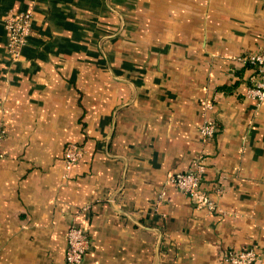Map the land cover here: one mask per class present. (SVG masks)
<instances>
[{
	"label": "crops",
	"instance_id": "0c3cea01",
	"mask_svg": "<svg viewBox=\"0 0 264 264\" xmlns=\"http://www.w3.org/2000/svg\"><path fill=\"white\" fill-rule=\"evenodd\" d=\"M9 9L34 15L19 57ZM263 44L264 0H0V264H66L72 221L84 264H232L251 247L264 264V102L246 95ZM69 141L85 153L64 180ZM198 157L220 210L174 187L159 201Z\"/></svg>",
	"mask_w": 264,
	"mask_h": 264
},
{
	"label": "built area",
	"instance_id": "2783aa9c",
	"mask_svg": "<svg viewBox=\"0 0 264 264\" xmlns=\"http://www.w3.org/2000/svg\"><path fill=\"white\" fill-rule=\"evenodd\" d=\"M34 15L31 11L9 9L4 16V25L8 31V49L15 57H19L22 48L27 44L32 33ZM246 61L254 67L255 74L247 86L246 95L258 103L264 102V44L256 51L246 56ZM214 107L213 102L206 101L205 108L210 110ZM217 123L208 117L201 125V132L207 138H213L217 132ZM7 128L0 126V160L5 158L3 147ZM85 145L78 141L66 143L63 155L62 178L67 180L71 177L74 166L84 156ZM206 164L202 157H198L192 167L187 171L172 173L161 188L159 201L168 197L169 187H174L180 192L189 195L198 208L208 211L220 210L218 203L212 198L208 189L203 185ZM66 264H84L86 255L92 247L91 237L77 221H72L66 234ZM260 258V253L255 248L244 250H230L224 260L232 264H253Z\"/></svg>",
	"mask_w": 264,
	"mask_h": 264
}]
</instances>
